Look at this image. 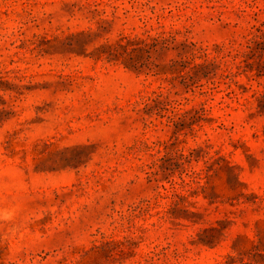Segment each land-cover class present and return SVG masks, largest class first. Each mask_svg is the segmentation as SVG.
Instances as JSON below:
<instances>
[{"label":"rangeland","instance_id":"374dc122","mask_svg":"<svg viewBox=\"0 0 264 264\" xmlns=\"http://www.w3.org/2000/svg\"><path fill=\"white\" fill-rule=\"evenodd\" d=\"M0 264H264V0H0Z\"/></svg>","mask_w":264,"mask_h":264}]
</instances>
